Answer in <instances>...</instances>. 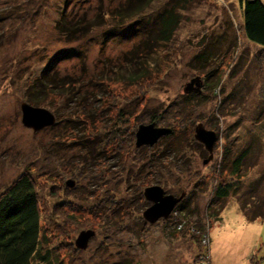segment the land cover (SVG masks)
Here are the masks:
<instances>
[{
  "label": "rangeland",
  "instance_id": "1",
  "mask_svg": "<svg viewBox=\"0 0 264 264\" xmlns=\"http://www.w3.org/2000/svg\"><path fill=\"white\" fill-rule=\"evenodd\" d=\"M65 1L0 0V193L25 169L39 183L70 179L72 213L94 224L85 248L75 245L78 232L57 237L49 223L43 227L49 264H71L74 258L75 264H194L201 247L187 231L176 230V221L160 218L143 229L142 212L151 203L138 192L143 183L159 185L165 194H186L177 211L188 227L209 222L210 264H249L252 254L264 264V51L243 36L238 0H188L175 39L154 46L144 67L130 51L175 0H153L149 18H107L70 42L55 28L61 12L92 21L99 8L105 12L127 0ZM59 51L69 55L56 61L53 72L69 77L68 84L41 106L58 121L33 131L21 122L25 87ZM201 51L213 55L204 66L193 59ZM196 76L205 96L194 104L191 129L201 123L217 134L211 160L204 162L209 153L196 140L180 148L182 129L156 149L123 144L127 137L113 123L112 106L130 115V125H147L155 117L161 127L175 120L189 126L184 86ZM228 141L234 155L248 148L238 195L259 199L263 214L254 220L235 196L211 203ZM221 207L219 216L212 213ZM65 242L77 248L76 256L60 248Z\"/></svg>",
  "mask_w": 264,
  "mask_h": 264
},
{
  "label": "trees",
  "instance_id": "2",
  "mask_svg": "<svg viewBox=\"0 0 264 264\" xmlns=\"http://www.w3.org/2000/svg\"><path fill=\"white\" fill-rule=\"evenodd\" d=\"M152 1L153 0H127L105 12L99 8L94 16L95 19L92 21H87L85 17H80L76 20L70 19L67 18L65 12H61L60 17L55 21V28L60 36L67 39V41H75L85 36L93 26L104 23L107 18H112L118 23L137 16H143L144 14L149 18L151 14L146 13V9ZM181 1L184 2L183 6H180ZM67 2L68 0L65 1V3ZM186 4H190L188 0H175L157 14L158 18L155 17V21L151 23V33L148 32L147 36L130 51L131 57L134 55L140 56L137 61L139 65L145 66L143 62L152 55L151 51L154 46H166L171 44L175 39L177 28L181 23V9L185 8ZM238 4L242 11L240 30H242L243 36L247 40L260 45L262 47L261 50L264 51V4L262 0H238ZM162 50L166 53L170 51L167 47L162 48ZM68 55V52L59 51L52 59H49L50 61L52 60V64H47V66L42 69L39 77H33L32 80H28L25 87L27 102L35 107H41L44 105L45 101L50 100L51 96L64 90L65 86L68 84L66 80L69 77H58L56 72H53V67L57 60L67 57ZM211 56L213 55H211L210 52L201 51L196 53L193 59L204 66L209 63ZM131 57L129 58L125 55L128 61L132 60ZM145 71L148 70L146 69ZM138 72L142 76L145 75L143 71ZM136 85L141 84L136 82ZM200 91L201 90L185 93L187 102L186 114L189 116L190 120L189 126H187L184 120L173 121L171 127H169L171 131L160 137L152 146L136 147L135 132L141 123L132 122L130 125V115H126L121 107L112 106L114 108L112 111L116 113L113 123L119 122L120 127H123L121 130L127 137L128 143L123 142V144H125V146L127 144H132V146L136 148L146 147L147 150L156 149L165 139L170 136H177L176 132L179 129L184 130V137L179 143L180 148H184L189 141L191 143L195 142L196 139L191 129L195 124V120L192 119L191 112L194 104L199 103V95L205 96L203 92ZM56 121L58 120L56 119ZM157 121L158 120L154 117L149 123L154 122L157 125ZM175 126L178 128H175ZM124 128L128 129L124 130ZM247 155L248 148H244L234 155L231 141H228L223 146L221 149L220 161L217 163L219 167V170H217L218 180L211 203L215 202L217 199H225L230 195L235 196L247 218L249 220H254L263 214L262 209L259 210V208H257V206L259 207V199L257 196L246 193L242 194V198H239L238 195V190H241L243 186L241 170ZM227 176L230 177V180L226 179ZM72 183L73 181L70 179L64 180L60 185L55 182H49L48 180L39 183L32 176L31 171L25 169L24 172L15 177L0 193V264H49V260L45 252H43L42 246L43 238H45V236L43 237V227L48 223L56 231L57 237H65L70 233L73 234L78 232L79 234L81 231L93 230L94 224L91 221L80 220L72 213L74 208V204L71 201V199H73V194L68 188ZM150 184L151 183H143L142 186H138L141 199L148 201L144 197L143 191L146 187L153 185ZM260 190L261 186L258 188L256 187L255 192ZM184 198L185 196L174 206L168 218L162 219V221H176V230L179 232L187 231L189 235L196 238V240H193H195L199 249L201 247L199 253L203 250L208 251L209 243L208 246L203 247L199 236L201 233H206L208 236L209 222L204 225L199 224V227H196V229L193 225H189L188 227V224L181 218L177 211V209L183 207L181 205L184 202ZM50 200H53V204L50 203ZM222 207L219 210L215 208L212 213L219 216ZM147 226L148 222L146 221L144 222L143 229L145 230ZM196 235L199 237V240ZM208 241H210L209 236ZM60 248L66 249L68 253L74 256H76L78 251L72 243L68 242H65V244L63 243ZM199 255L200 254H197L194 258L195 261L198 260ZM254 256L255 254L250 256L249 264H258ZM76 259L77 258H74L71 264H75L77 261ZM195 261L194 264H197ZM208 264H210V260Z\"/></svg>",
  "mask_w": 264,
  "mask_h": 264
},
{
  "label": "water",
  "instance_id": "3",
  "mask_svg": "<svg viewBox=\"0 0 264 264\" xmlns=\"http://www.w3.org/2000/svg\"><path fill=\"white\" fill-rule=\"evenodd\" d=\"M202 81L199 76L192 78L184 86V92L199 91ZM195 86V87H194ZM21 122L25 127L37 131L45 126L53 125L56 121L55 115L42 107H35L27 102H22ZM171 131L169 127L157 126L154 122L140 124L135 132V145L152 146L158 139ZM195 139L203 144L206 151L209 153L204 162H207L213 157V147L217 139V134L213 130L206 129L201 123H198L194 129ZM144 197L151 202V204L143 211L142 217L148 223H153L160 218L166 219L174 206L181 200L185 193L179 196L172 194H165L162 187L159 185H151L144 189ZM94 235L93 230L81 231L75 239V245L80 248H85L88 240Z\"/></svg>",
  "mask_w": 264,
  "mask_h": 264
},
{
  "label": "built area",
  "instance_id": "4",
  "mask_svg": "<svg viewBox=\"0 0 264 264\" xmlns=\"http://www.w3.org/2000/svg\"><path fill=\"white\" fill-rule=\"evenodd\" d=\"M200 240L203 247L208 246L209 241L206 233L200 234ZM209 260V253L207 251H202L198 257V264H208Z\"/></svg>",
  "mask_w": 264,
  "mask_h": 264
}]
</instances>
